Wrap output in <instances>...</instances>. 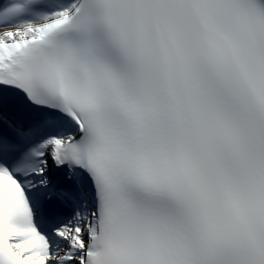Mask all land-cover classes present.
Masks as SVG:
<instances>
[{"label": "snow or ice", "instance_id": "snow-or-ice-1", "mask_svg": "<svg viewBox=\"0 0 264 264\" xmlns=\"http://www.w3.org/2000/svg\"><path fill=\"white\" fill-rule=\"evenodd\" d=\"M0 264H264V0H0Z\"/></svg>", "mask_w": 264, "mask_h": 264}]
</instances>
